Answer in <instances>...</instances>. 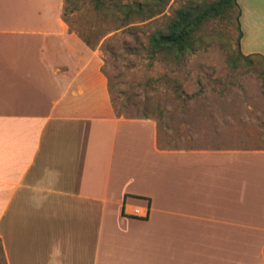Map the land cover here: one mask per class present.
Wrapping results in <instances>:
<instances>
[{
	"label": "crops",
	"instance_id": "obj_1",
	"mask_svg": "<svg viewBox=\"0 0 264 264\" xmlns=\"http://www.w3.org/2000/svg\"><path fill=\"white\" fill-rule=\"evenodd\" d=\"M63 7L0 0L8 263L100 264L103 237L122 234L124 264H264V149L224 135L216 147L166 148L155 120L118 117L101 51Z\"/></svg>",
	"mask_w": 264,
	"mask_h": 264
},
{
	"label": "rangeland",
	"instance_id": "obj_2",
	"mask_svg": "<svg viewBox=\"0 0 264 264\" xmlns=\"http://www.w3.org/2000/svg\"><path fill=\"white\" fill-rule=\"evenodd\" d=\"M186 1L170 0L165 13L151 22H166ZM237 1L244 37H240L237 13L231 19L212 23L203 30L202 42L184 65L141 58L119 42L117 56L105 55L100 49L118 106L130 101L137 104L140 113L149 107L151 119L158 123L160 142L166 148L216 147L223 143L211 138L224 135L232 137L233 143L237 140L238 146L264 149V65L258 57H252V63L242 57L245 53L264 57V0ZM80 6L81 10L69 14L68 20L73 29L86 30L99 18L89 0H81ZM118 39L132 46L126 35ZM132 107L128 105L129 112ZM224 141L229 142L228 138ZM106 239L103 237L100 248V264H124L122 234L111 245ZM9 253L12 261L17 259L11 248ZM80 261L68 264H91ZM0 264H9L1 239Z\"/></svg>",
	"mask_w": 264,
	"mask_h": 264
},
{
	"label": "trees",
	"instance_id": "obj_3",
	"mask_svg": "<svg viewBox=\"0 0 264 264\" xmlns=\"http://www.w3.org/2000/svg\"><path fill=\"white\" fill-rule=\"evenodd\" d=\"M80 1L64 0L63 20L88 47L99 48L105 55L112 57L117 56L120 43L123 46L131 47L132 51L141 58L147 57L152 61L160 59L178 66L184 65L197 50L198 44L202 42L201 33L203 30L212 23L233 18L235 13H237L236 20L240 37H243L240 20L242 11L237 0H187L175 9L166 22L159 25L156 23L165 13L170 0H89L99 20L97 23L90 24L86 30L73 29L68 20L69 14L81 10ZM156 17L158 19L151 22ZM152 24L153 26H151ZM112 33L114 34L108 37ZM122 34L131 39L132 46L128 45L125 39L119 41L118 36ZM114 43L118 44L114 46ZM242 57L247 60L258 57L259 63L264 65V57L260 54ZM250 63H252L251 60ZM103 72L107 76L104 66ZM107 78L118 117L151 118L149 107H145L142 113H140L141 109L137 104H132L130 101L119 107L114 97L113 85L108 76ZM129 104L133 106L132 112H129Z\"/></svg>",
	"mask_w": 264,
	"mask_h": 264
},
{
	"label": "built area",
	"instance_id": "obj_4",
	"mask_svg": "<svg viewBox=\"0 0 264 264\" xmlns=\"http://www.w3.org/2000/svg\"><path fill=\"white\" fill-rule=\"evenodd\" d=\"M134 213L135 214H140L139 210H137V209L134 211Z\"/></svg>",
	"mask_w": 264,
	"mask_h": 264
}]
</instances>
